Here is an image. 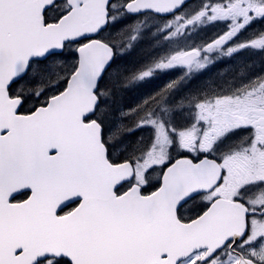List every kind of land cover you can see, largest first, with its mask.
Instances as JSON below:
<instances>
[{"label": "snow or ice", "instance_id": "6c2138e0", "mask_svg": "<svg viewBox=\"0 0 264 264\" xmlns=\"http://www.w3.org/2000/svg\"><path fill=\"white\" fill-rule=\"evenodd\" d=\"M245 54L264 0H0V264H264Z\"/></svg>", "mask_w": 264, "mask_h": 264}, {"label": "flooded vegetation", "instance_id": "af4514ba", "mask_svg": "<svg viewBox=\"0 0 264 264\" xmlns=\"http://www.w3.org/2000/svg\"><path fill=\"white\" fill-rule=\"evenodd\" d=\"M196 3H198V0H193V6H195ZM218 31H223V28L221 27V28L214 29L208 35H214ZM249 65H252V66L249 67ZM262 66H264V58H254V57L248 58L245 60V64L242 66H240V64L236 65L235 62H232L231 64L226 65L223 68V72H225L227 74L224 77V79H227L230 76L235 77L240 72V69H243L248 73L259 72L261 70Z\"/></svg>", "mask_w": 264, "mask_h": 264}, {"label": "rangeland", "instance_id": "374dc122", "mask_svg": "<svg viewBox=\"0 0 264 264\" xmlns=\"http://www.w3.org/2000/svg\"><path fill=\"white\" fill-rule=\"evenodd\" d=\"M264 58V57H261L259 55H252V54H245L243 56H241L238 60L234 61L236 63V65L240 64V66L244 65L245 64V60L248 59V58ZM242 69H240L241 71ZM233 76H230L228 77L227 79H231Z\"/></svg>", "mask_w": 264, "mask_h": 264}]
</instances>
